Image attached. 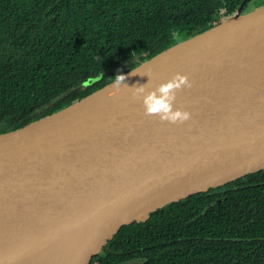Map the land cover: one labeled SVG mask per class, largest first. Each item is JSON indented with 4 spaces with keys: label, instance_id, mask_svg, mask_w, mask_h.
Segmentation results:
<instances>
[{
    "label": "water",
    "instance_id": "95a60500",
    "mask_svg": "<svg viewBox=\"0 0 264 264\" xmlns=\"http://www.w3.org/2000/svg\"><path fill=\"white\" fill-rule=\"evenodd\" d=\"M249 1L118 89L0 133V264H92L122 227L264 170V6L242 13ZM177 73L191 86L173 110L190 118L146 114L132 88Z\"/></svg>",
    "mask_w": 264,
    "mask_h": 264
},
{
    "label": "trees",
    "instance_id": "16d2710c",
    "mask_svg": "<svg viewBox=\"0 0 264 264\" xmlns=\"http://www.w3.org/2000/svg\"><path fill=\"white\" fill-rule=\"evenodd\" d=\"M243 1L0 0V133L68 107ZM137 259L264 264V170L122 227L92 264Z\"/></svg>",
    "mask_w": 264,
    "mask_h": 264
},
{
    "label": "clouds",
    "instance_id": "9594fccd",
    "mask_svg": "<svg viewBox=\"0 0 264 264\" xmlns=\"http://www.w3.org/2000/svg\"><path fill=\"white\" fill-rule=\"evenodd\" d=\"M145 74H147L150 79V75L147 72H145ZM115 76L116 78L113 86L118 89L122 81H124L125 75L120 73ZM147 83L132 88L133 97L142 102L146 114H158L161 119H165L169 122H183L190 118L191 114L187 110L178 108L173 110L176 90L180 89L182 86H191V82L186 75L177 73L172 79L158 84L154 89H147L145 87Z\"/></svg>",
    "mask_w": 264,
    "mask_h": 264
},
{
    "label": "rangeland",
    "instance_id": "374dc122",
    "mask_svg": "<svg viewBox=\"0 0 264 264\" xmlns=\"http://www.w3.org/2000/svg\"><path fill=\"white\" fill-rule=\"evenodd\" d=\"M264 6V0H251L247 3V5L244 7V10L242 13H248L253 10H255L257 7ZM220 21L226 20L229 16L225 14L224 11L220 14Z\"/></svg>",
    "mask_w": 264,
    "mask_h": 264
}]
</instances>
